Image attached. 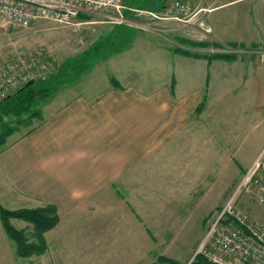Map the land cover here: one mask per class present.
I'll return each mask as SVG.
<instances>
[{"label": "rangeland", "instance_id": "374dc122", "mask_svg": "<svg viewBox=\"0 0 264 264\" xmlns=\"http://www.w3.org/2000/svg\"><path fill=\"white\" fill-rule=\"evenodd\" d=\"M144 1L122 0L127 18L122 23L93 12L81 13L71 23L40 20L28 27L0 25V69L18 57L42 52L31 73H26L36 80L37 86L45 79L55 82L65 76H77L75 71L81 68L89 51L97 50V46L107 51L123 42V37H117L125 24L156 32L166 28L161 32L166 33L172 49H202L200 53L208 49L213 50L215 58L228 60L217 68L219 79L207 89L200 103L202 109L194 118L195 130H187L186 136L177 139L169 150L159 147L153 155H144L132 172L116 183L118 190L115 197L111 195V202L102 201L100 206L76 202L71 208H61L65 222L58 221L44 233L45 251L19 256L15 240L0 221V264H188L193 257L192 263L196 264L199 254L205 259L203 264H214L197 253L199 247L214 217L264 146V44L251 46L253 49L232 43L211 44L210 28L191 19L200 12L194 0H180L190 4L189 13L173 8L164 20L167 24L158 19L144 28L139 24L152 16L136 13L133 8L166 13V8L177 0L165 2L164 11L149 8ZM259 2L264 5V0H256L255 5ZM247 3L237 1L218 12L233 22L250 6ZM220 53L231 56H215ZM98 54L92 52L86 60V72L101 58ZM171 69L178 72L177 61L172 62ZM66 85L64 82L58 89ZM50 97L42 104L44 113L54 96ZM26 120L28 123L22 121L15 131L29 128L41 119ZM3 121L17 125L14 115L4 116ZM193 130L195 134L190 132ZM15 131L12 134L17 135ZM49 205L53 204L40 201L37 207ZM235 205L254 223L264 221V201L253 190L243 191ZM20 208L36 207L12 209ZM10 221L23 230L29 242L37 243L32 222L21 217H12Z\"/></svg>", "mask_w": 264, "mask_h": 264}, {"label": "crops", "instance_id": "0c3cea01", "mask_svg": "<svg viewBox=\"0 0 264 264\" xmlns=\"http://www.w3.org/2000/svg\"><path fill=\"white\" fill-rule=\"evenodd\" d=\"M167 1L144 2L163 10ZM194 1L200 12L191 19L210 28L211 44L245 48L264 44L262 3ZM237 1L250 6L230 22L218 11ZM164 20L159 23L167 24ZM164 29L147 31L125 24L117 37H123L121 44L99 53L101 58L93 67L57 89L39 122L9 136L0 149V202L4 206L37 207L46 201L57 208L61 224L65 222L61 208H71L76 202H84L83 206L111 202L118 190L116 183L144 155H153L159 147L169 150L187 130H195L197 108L219 79L217 68L228 60L215 58L208 49L201 53L202 49H172L161 32ZM173 61L178 62V72L171 69ZM194 130L190 132L195 134Z\"/></svg>", "mask_w": 264, "mask_h": 264}, {"label": "built area", "instance_id": "2783aa9c", "mask_svg": "<svg viewBox=\"0 0 264 264\" xmlns=\"http://www.w3.org/2000/svg\"><path fill=\"white\" fill-rule=\"evenodd\" d=\"M124 7L122 0H0V25L28 27L40 20L71 23L81 13L93 12L105 13L111 21L122 23L127 21ZM173 8L184 14L191 10L190 4L180 0L166 8V13L143 8L132 10L152 16L148 22L139 24L146 28L150 27L152 21L169 18L168 11ZM41 53L34 51L26 57H18L0 69V98L14 93L32 79L26 73H31ZM251 190L264 201V146L245 169L224 207L214 217L197 253H202L214 264H264V221L254 223L235 205L243 191ZM193 261L194 257L188 264H193Z\"/></svg>", "mask_w": 264, "mask_h": 264}, {"label": "trees", "instance_id": "16d2710c", "mask_svg": "<svg viewBox=\"0 0 264 264\" xmlns=\"http://www.w3.org/2000/svg\"><path fill=\"white\" fill-rule=\"evenodd\" d=\"M112 47H109L110 50ZM104 48L97 50H91L87 53L82 61L81 68L75 71L77 75L86 72L88 64L86 60L89 58L92 52L101 53ZM218 57H230L227 54H216ZM71 79L69 76L59 79V81L51 82L49 79H45L40 86L36 85V80L29 85H23L14 93L3 97L0 100V149H2L6 143L9 135H11L22 121L28 123L27 118L38 117L43 118L42 104L48 100V98L67 80ZM202 104L197 108V111L202 109ZM14 115L16 118V124H7L3 121L4 116ZM0 216L3 226L7 233L15 240L17 254L22 257L30 256L33 253H41L46 250L47 244L45 241L44 233L57 225L59 216L57 209L54 205L47 207L36 208H20L9 209L0 202ZM12 217H21L33 223L35 233L37 234V243L29 242L23 230L13 226L10 219ZM205 260L202 255L199 254L196 264H203ZM164 264V263H162ZM176 264V263H174Z\"/></svg>", "mask_w": 264, "mask_h": 264}, {"label": "water", "instance_id": "95a60500", "mask_svg": "<svg viewBox=\"0 0 264 264\" xmlns=\"http://www.w3.org/2000/svg\"><path fill=\"white\" fill-rule=\"evenodd\" d=\"M34 82V79H30L25 85H29Z\"/></svg>", "mask_w": 264, "mask_h": 264}]
</instances>
